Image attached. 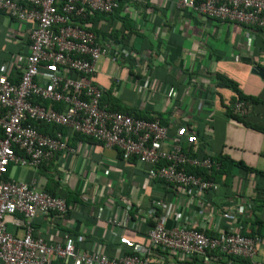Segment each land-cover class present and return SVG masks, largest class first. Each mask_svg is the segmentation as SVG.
<instances>
[{
  "label": "crops",
  "instance_id": "crops-1",
  "mask_svg": "<svg viewBox=\"0 0 264 264\" xmlns=\"http://www.w3.org/2000/svg\"><path fill=\"white\" fill-rule=\"evenodd\" d=\"M124 16L129 29L122 23ZM32 26L29 21H18L0 11V68L10 64L14 81L21 69L13 63L23 65ZM87 27L95 35L104 33V39L97 37L102 41L111 40L106 34L123 30L124 44L112 43L118 51L133 52L127 57H113L110 53L96 64L93 80L104 91H111L116 104L158 119L171 135L178 126L187 125V132L196 138V147L201 146L204 153H221L264 172V132L228 117L225 106L234 93L216 84V74H220L236 82L245 95L256 97L258 102L249 107L245 119L264 128V81L251 72L253 65L264 69V35L257 28L178 9L174 0H123L119 12L110 17H92ZM67 133L73 151L56 153L51 161L37 168L9 165L5 175L18 182L34 180L39 189L63 197L68 204L64 220L54 214L37 213L31 220L34 235L63 245V233L68 231L77 236L75 245L79 251L99 249L115 258L134 252L136 247L147 248L151 225L148 215L141 212L149 209L153 198L176 201L186 195L183 191L167 192L161 181L147 177L148 165L134 158L123 159L118 149ZM225 182H220L216 192H207L202 199L193 198L186 208L178 204L177 209L214 234L232 224L224 216L229 215V207L251 205L261 222L254 230L264 235V206L253 202L264 199V179L258 180L254 172L234 166ZM201 207L212 208L211 224L204 223L198 214ZM110 217L127 218V225L119 229L109 223ZM251 217V211L238 217L242 231H250ZM14 218L23 216H5L6 228L22 234ZM171 223L169 218L165 220L166 227ZM80 235L85 238L80 240ZM257 250L254 259L264 263V242ZM226 261L222 257L205 264H227ZM49 264L73 262L52 260ZM161 264L202 263L169 254L164 255Z\"/></svg>",
  "mask_w": 264,
  "mask_h": 264
},
{
  "label": "built area",
  "instance_id": "built-area-1",
  "mask_svg": "<svg viewBox=\"0 0 264 264\" xmlns=\"http://www.w3.org/2000/svg\"><path fill=\"white\" fill-rule=\"evenodd\" d=\"M178 9L222 21L257 28L264 35V0H174ZM119 0H0V11L18 21H29L28 53L18 80L10 77V64L0 68V261L1 264H49L52 260L73 264H161L164 255L174 254L179 260H197L202 264L217 261L219 254L241 257L250 264L264 235L242 233L238 217L251 206L229 207L230 225L210 234L205 227L177 209L202 199L207 192H216L218 183L212 177L189 173L184 166L205 169L208 173L220 164L210 156L189 153L196 138L185 125L170 134L158 119L136 118L111 110L101 104L103 89L93 78L97 61L106 55L131 56L133 52L115 48L112 41L97 38L83 21L88 12L113 13ZM141 90V88H139ZM43 102H46L44 104ZM248 104L236 101L234 109L242 115ZM41 124L62 127L54 134L42 132ZM80 134L116 148L122 158L135 159L148 165L146 175L168 188L183 191L185 198L176 201L153 198L143 216L154 218L148 228L149 246L120 257H108L99 249L91 252L76 248L77 236L64 231L63 245L48 243L34 235L32 218L37 214H54L65 219L66 200L39 189L35 181L18 182L6 178L9 165L39 167L51 161L56 153L73 151L68 145L69 134ZM186 148H183V144ZM196 149V144L194 149ZM165 186V187H166ZM160 210L158 215L156 211ZM20 214L13 223L22 227V234L7 230L5 216ZM203 222L213 221L212 208L198 211ZM169 218L172 223L165 226ZM115 227H125L127 218L108 219ZM85 237L79 236L80 240ZM227 264H232L229 261Z\"/></svg>",
  "mask_w": 264,
  "mask_h": 264
},
{
  "label": "trees",
  "instance_id": "trees-1",
  "mask_svg": "<svg viewBox=\"0 0 264 264\" xmlns=\"http://www.w3.org/2000/svg\"><path fill=\"white\" fill-rule=\"evenodd\" d=\"M122 2H123V0H119V7L113 13L105 14V13L88 12L87 17L83 21L87 24V22L90 19H92V17L99 16V15L100 16H109L110 17V16L116 14L117 12H119L120 3H122ZM126 19H127V17L123 18L122 23H125L126 28H128L129 23H128V21H126ZM102 34H104V33H102ZM102 34L100 36L98 34H96V36L97 37L99 36L100 38L104 39L105 37ZM108 34H106L108 36L107 39H111L110 41H113V42L122 41V43L124 44L126 35L123 34V30L122 31L115 30L113 34H109V35ZM263 81H264V76H263ZM216 84H217V86L227 87V88L231 89L233 91V93H234V96L230 100L229 105L225 106V113L227 114V116L232 118V119H235V120H237V121H239L241 123H243L244 125L251 126V127L255 128V129H258V130L264 132V128L249 123L245 119L246 115H242V114L238 113L233 108L234 107V103L236 101H244L250 107L251 105L256 104L258 102V99L256 97L248 96V95H245L244 93H242L239 90L236 82H234L233 80H231V79H229V78H227V77H225L223 75L216 74ZM43 103L46 104V102H43ZM101 104H106L108 106V108L111 109V110L121 111V112L130 114V115H132L133 117H136V118L153 119V118H151L148 115L139 114L138 112H135V111L132 112L129 109L122 108L121 106H119V104H116V101L114 100V97L112 96L110 90H107V91L103 90V96L101 97ZM249 107H248V109H249ZM39 128H40V130L42 132L50 133V134H54L58 130H62L63 132H65V130L62 127H58V126H54V125L41 124L39 126ZM185 128L187 129V125H185ZM87 138H89V137H87ZM89 139H91V138H89ZM194 145L195 144H192L189 147L188 151H189L190 154H192L194 156H198V157L210 156V157L214 158L215 160H217L219 162L220 166H219L218 169H212L210 173H208L205 169H202V168L184 166L185 170L187 172H189V173L200 174V175H203L205 177H212L217 183L219 182L218 183V185H219L221 183H226L225 181L231 175L232 168L234 166H237L240 170H243L244 172H247V173L248 172H254L255 175L257 176L258 180H260L261 178L264 179V172L263 171H259L257 169L250 168V167L246 166L245 164H243L242 162L235 161V160H233V159L229 158L228 156L223 155L221 153H218V154H206V153L203 152L201 146L200 147H196V149L193 150L194 149ZM183 148L187 149L185 145L183 146ZM120 156L122 157L121 154H120ZM133 158L135 159V157H133ZM165 186L166 185L164 184V187ZM262 189H263V186L260 187V190H262ZM165 190L167 192H170V193H175V191L176 192L180 191L179 189L174 188L173 186H171L170 188H168L166 186ZM47 192H49L50 194L54 195V193H52L49 190H47ZM210 193H212V192H210ZM254 201H255V203L259 202L260 205L264 206V199L261 200V201L260 200H253V202ZM256 205H258V204H256ZM249 211H251V213L253 215V217H251V219H250L251 220V229H250V231L248 233L245 232V231H242V233L245 234V235H248V236H254V235L259 233L258 231L254 230V227L260 226L261 222H260V220L258 218H256L253 206H251ZM159 212H160V210L158 209L156 211V215H158ZM148 221H149L150 225H153L154 221H153L152 218H149ZM210 234H212V233H210ZM222 257L227 260L226 261L227 263L229 261H231L232 264H250L249 260H247V259H244V258H241V257H232V256L226 257V256L221 255V254H219V258H218L217 261H219Z\"/></svg>",
  "mask_w": 264,
  "mask_h": 264
},
{
  "label": "water",
  "instance_id": "water-1",
  "mask_svg": "<svg viewBox=\"0 0 264 264\" xmlns=\"http://www.w3.org/2000/svg\"><path fill=\"white\" fill-rule=\"evenodd\" d=\"M251 72L259 75L262 78L264 76V69H262L258 65H253L252 68H251Z\"/></svg>",
  "mask_w": 264,
  "mask_h": 264
}]
</instances>
